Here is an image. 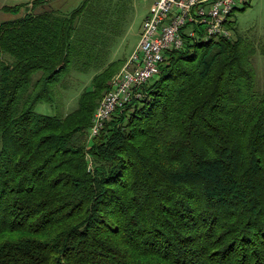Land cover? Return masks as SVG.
Masks as SVG:
<instances>
[{
  "label": "trees",
  "instance_id": "trees-1",
  "mask_svg": "<svg viewBox=\"0 0 264 264\" xmlns=\"http://www.w3.org/2000/svg\"><path fill=\"white\" fill-rule=\"evenodd\" d=\"M39 1L0 22V264H264L255 45L184 25L142 98L88 137L121 5ZM72 71L90 88L65 111Z\"/></svg>",
  "mask_w": 264,
  "mask_h": 264
},
{
  "label": "built area",
  "instance_id": "built-area-1",
  "mask_svg": "<svg viewBox=\"0 0 264 264\" xmlns=\"http://www.w3.org/2000/svg\"><path fill=\"white\" fill-rule=\"evenodd\" d=\"M247 0H153L144 17L139 38L124 60V73L102 94L101 102L90 121L89 135L100 129L115 110L132 99L142 98L141 86L158 72L162 53L169 48H180L183 43L181 28L190 23L203 26V36L229 37L226 22L230 11ZM194 36L193 29L187 31Z\"/></svg>",
  "mask_w": 264,
  "mask_h": 264
},
{
  "label": "rangeland",
  "instance_id": "rangeland-1",
  "mask_svg": "<svg viewBox=\"0 0 264 264\" xmlns=\"http://www.w3.org/2000/svg\"><path fill=\"white\" fill-rule=\"evenodd\" d=\"M35 1L36 0H19L13 5L12 4L9 5L7 7L8 10L6 9L4 13H0V22L1 20L4 21L5 17L7 18L6 20H8L24 14L30 8L32 9L36 6V4H34ZM54 1L55 0H40L39 3L42 2L43 4L41 6L44 8L46 6H49L51 7V9H56L53 8V6H50L51 4L55 3ZM96 1L98 3H103L101 0H96ZM108 1L111 3L110 7L112 9L115 8L113 2L116 0H108ZM117 1L121 5L122 12H120L119 17L117 18L116 21V26L118 28V36L115 38V40H114L115 35L111 36V38L114 40V44L111 46L110 49L109 60L111 61L119 60L121 65L119 64L116 66V67L120 66L119 69L117 70L118 72L116 71V73L110 77L107 83V87H109L113 78L116 77L119 73H121L122 68L124 66V63L122 62H124L126 57L131 53L133 47L137 43L143 19L147 15L148 10L153 2V0H117ZM247 1L239 5H243L247 3ZM239 5H236L230 11L225 26L226 28L229 29L230 38H234V37L239 38L243 41V43L255 45L256 51H254V53L252 54L251 61L253 65L255 82L258 88L261 87L263 89L264 88V22L263 24H261V22L264 20L263 19L260 20V17L264 16V10L261 12L257 6H249V4L245 5L243 8L238 7ZM39 8L40 6L36 7L32 11H37L36 9ZM190 25L196 26L200 24L190 23ZM189 29H193L196 35L195 29L191 27L185 29L186 34ZM201 31L203 33V26ZM163 54L164 52L162 53V57ZM90 76H91L90 72L86 73V72H75V71H72L69 77L67 76L71 80V83L69 82L68 89L62 92L63 108L65 111L72 109V107L75 104V99L82 89L90 88V85H88ZM105 90H101L99 93V97L96 100V105L93 109L94 111H92L93 115L95 113L96 107L98 106V102L102 100V94L105 92ZM44 107H45L44 105H41L39 103L36 105L35 109L36 111L39 112H46L47 110ZM93 115L91 114L92 116L91 121L93 119ZM98 131L99 130H97L96 132L90 135L88 132V137L96 134Z\"/></svg>",
  "mask_w": 264,
  "mask_h": 264
},
{
  "label": "crops",
  "instance_id": "crops-1",
  "mask_svg": "<svg viewBox=\"0 0 264 264\" xmlns=\"http://www.w3.org/2000/svg\"><path fill=\"white\" fill-rule=\"evenodd\" d=\"M18 1L19 0H0V13H4L6 7H8L11 4L13 5L14 3ZM81 1L82 0H55L54 1L55 3L51 4L50 6H53V8H56V10L65 13L73 9L74 6L78 5ZM248 4L249 6H257L261 12L264 10V0H249L247 1V3L243 5H239L238 7L243 8L245 5H248ZM6 19L7 18L5 17L4 20ZM262 19L264 20V16L260 17V20ZM263 22L264 21H262L261 24H263Z\"/></svg>",
  "mask_w": 264,
  "mask_h": 264
},
{
  "label": "bare ground",
  "instance_id": "bare-ground-1",
  "mask_svg": "<svg viewBox=\"0 0 264 264\" xmlns=\"http://www.w3.org/2000/svg\"><path fill=\"white\" fill-rule=\"evenodd\" d=\"M205 37H207V38H208V37H215V35H206V36H204V38H205ZM123 73H124V66H123V68H122L121 73H119V74H123ZM117 76H118V75H117ZM117 76H116V77H117ZM116 77L113 78V80L111 81L110 85L114 82V80H115ZM100 102H101V101H100ZM94 116H95V113H94V115H93V119H94Z\"/></svg>",
  "mask_w": 264,
  "mask_h": 264
}]
</instances>
